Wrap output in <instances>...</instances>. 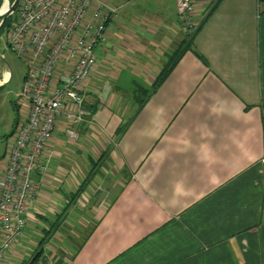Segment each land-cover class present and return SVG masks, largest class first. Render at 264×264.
I'll return each mask as SVG.
<instances>
[{"label": "crops", "instance_id": "crops-1", "mask_svg": "<svg viewBox=\"0 0 264 264\" xmlns=\"http://www.w3.org/2000/svg\"><path fill=\"white\" fill-rule=\"evenodd\" d=\"M101 1L91 115L55 131L3 264H264V0H193L191 45L142 96L186 36L176 0Z\"/></svg>", "mask_w": 264, "mask_h": 264}, {"label": "built area", "instance_id": "built-area-1", "mask_svg": "<svg viewBox=\"0 0 264 264\" xmlns=\"http://www.w3.org/2000/svg\"><path fill=\"white\" fill-rule=\"evenodd\" d=\"M17 5L6 43L25 63L18 101L26 113L0 160V264L23 235L26 205L39 185L32 175L46 172L55 131L78 140L77 126L91 115L85 82L98 61L94 51L116 14L101 0H19ZM193 9V0H176L186 34L195 26Z\"/></svg>", "mask_w": 264, "mask_h": 264}, {"label": "rangeland", "instance_id": "rangeland-1", "mask_svg": "<svg viewBox=\"0 0 264 264\" xmlns=\"http://www.w3.org/2000/svg\"><path fill=\"white\" fill-rule=\"evenodd\" d=\"M7 1L11 4L12 0ZM3 2L4 0H2V3ZM8 21L10 25L14 24L17 21L16 10L8 18ZM186 38L187 36L184 37V39ZM6 42L7 32L5 30H1L0 53L4 57L5 61L8 63L9 67L6 68V66L0 63V79L6 72V69L10 68L12 75L8 80L3 83H0V160H2L5 155H7L14 139L17 122L23 119L22 117H24L26 113L25 105L18 101V95L21 91L23 77L26 70L25 63L22 59L18 57V55H16V53H12V51L7 47ZM185 42H187V40ZM183 45L184 43L179 44V47H183ZM107 200L108 195H105L104 204L105 202H107ZM58 236L63 237L61 233H59ZM65 247L68 246L64 245V248Z\"/></svg>", "mask_w": 264, "mask_h": 264}, {"label": "trees", "instance_id": "trees-1", "mask_svg": "<svg viewBox=\"0 0 264 264\" xmlns=\"http://www.w3.org/2000/svg\"><path fill=\"white\" fill-rule=\"evenodd\" d=\"M1 3H2V0H0V7H1ZM8 18L5 20L3 26L0 28V31L1 30H5L7 31V29L10 28V23L8 21ZM196 27L194 29H192L189 33L186 34L187 38L186 39H183V41L180 43H184L183 47H177L175 51H173L167 58V60H165L166 62L164 63V65L161 67V69L158 71V73L156 74L153 82L150 84V87L149 89H144V88H141V86L139 87L138 85H136V94H140L139 96H142L144 94H147L148 92H151V90L153 91L158 85V83L167 75L166 73H168L172 66L175 64V62L178 60V58L180 57V55L182 54V52L186 49V48H189V46L191 45V42H192V38H193V34H195L196 32ZM187 40V42H185ZM140 91V92H139ZM141 102H143L141 100Z\"/></svg>", "mask_w": 264, "mask_h": 264}, {"label": "water", "instance_id": "water-1", "mask_svg": "<svg viewBox=\"0 0 264 264\" xmlns=\"http://www.w3.org/2000/svg\"><path fill=\"white\" fill-rule=\"evenodd\" d=\"M19 3V0H12L11 4L8 2V6L6 8L5 11L0 12V28L3 26L5 20L7 19V17H10L16 10L17 8V4ZM0 63L3 64L4 66H6V68L9 67L8 63L5 61L4 57L2 56V54L0 53ZM6 72L8 73V77L5 78L4 80H1V82H5L6 80H8L11 75V69H6Z\"/></svg>", "mask_w": 264, "mask_h": 264}, {"label": "bare ground", "instance_id": "bare-ground-1", "mask_svg": "<svg viewBox=\"0 0 264 264\" xmlns=\"http://www.w3.org/2000/svg\"><path fill=\"white\" fill-rule=\"evenodd\" d=\"M7 6H8V1H7V0H4V2L1 4L0 12L5 11L6 8H7ZM7 77H8V73L5 72V73L3 74V76H2V78L0 79V83H1V80H4V79L7 78Z\"/></svg>", "mask_w": 264, "mask_h": 264}]
</instances>
